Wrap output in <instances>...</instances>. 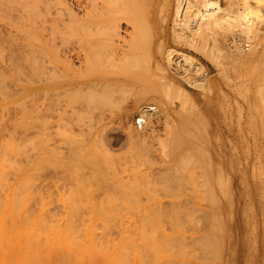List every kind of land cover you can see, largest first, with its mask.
<instances>
[{"label":"rangeland","instance_id":"obj_1","mask_svg":"<svg viewBox=\"0 0 264 264\" xmlns=\"http://www.w3.org/2000/svg\"><path fill=\"white\" fill-rule=\"evenodd\" d=\"M5 1L7 2V0ZM8 1L9 2H7V4L5 2V4L2 5L4 0L2 3H0V12L2 13V14L0 13V136L4 135L3 138L5 136H8V138L7 137L5 138L9 140L8 142H6V140L3 141L4 139L0 137L3 139V140L0 139L1 140L0 149L2 150V148L4 149V147H6L4 149L6 153L3 152L4 150L2 151L0 150V155H1L0 157H2L0 158V162L2 161L0 163V172L4 174V175L2 174V177H0L1 178L0 182H2V184L4 182L6 183V184L4 183L5 185L0 184L1 186L0 208L3 206L2 208L4 209L5 208L4 205L6 207L11 205L9 208L11 209L10 211L15 216L17 227L18 228L21 227L22 229L26 227L25 228L26 232L25 229H23V232L27 233V229L29 225L24 226V224L26 222L29 223L31 221V219L33 218V216L31 215H35L37 213L34 217L35 218L39 217L40 219V214L43 208L45 209V211H47V213L48 212L52 213L57 206L59 207L60 205V207H62L63 205V208L59 207L61 212L64 210L63 214H65L66 210L69 209L68 210L69 212L68 211L66 212L64 219L65 217L69 218L71 215L81 212L82 216H84L85 213L87 214V216L88 215L92 216V214L93 216L95 215L94 218L97 217L95 219L93 218L96 221L95 224H99L100 222L101 225L102 224L105 225V226L102 225L103 227L100 225L104 229H102L100 226H97L98 228L100 227L98 229L95 227L93 219H91L92 221L88 220L89 227L91 226V228L88 227L86 228L85 235L87 239L85 240V243L86 242L88 243L90 241L89 242L90 244L89 245L86 244L89 247V250H86L87 246H85L84 245L85 243L82 242L83 238H85V235L83 234L84 236L82 238V234L79 232L80 228L78 231L76 230L78 229L77 227L79 226V223L77 225V221H75V219L73 218L77 227L74 224V221H72L73 219L70 220L73 223V227L71 226L72 224L69 223L66 224L68 225L67 230H70L69 227H72V229L73 228L75 229L76 227L75 231L79 232L80 233L79 235L81 237V238L78 237L79 236L78 233H75L77 234L78 237V238L76 237L77 241L79 240V238L82 239L81 241H78V243L81 242L79 244L83 243V245L86 247L84 249L82 245L79 250H76L78 251L76 254L77 255L79 254V257L77 258H79L78 260L81 261L80 264L82 263L86 264L85 262L87 260L90 261L91 264L92 262L93 264H96L97 259L99 261V262L97 261L98 262L97 264H105V263L111 264L112 260L111 261L107 260L105 256L104 259H101L99 255L95 254L97 253L96 251L97 244L95 243L96 242L95 240H94L95 242H93L92 240L93 238L92 235L94 233L98 234V231L101 229H102L101 231L103 230L106 231L110 229V227L109 229H106L108 228L107 225L109 224V222L110 225L112 224V222L120 223L119 224L120 226L122 224L123 225L126 224V226H128L126 227L124 225L126 229L124 227H120V226L119 227L123 228L124 232L125 230H127V232L129 233V238H130V233L132 234V231L133 233H135L134 231H137L138 233V236L137 233H135L136 235L133 234V236L135 235V238L133 239L137 241L136 242L137 246L135 244L133 245L132 248L133 249L132 252H134L133 254L135 256L129 250L131 256L133 255L134 257L133 256L129 257L130 253H128L127 250L131 244V241H133L131 240L132 235L130 240L128 239V241L125 243L124 240L122 239L125 236H126L125 238H127L128 235L124 233L123 230L121 229L120 230L121 233L119 232L120 233V234L118 233L119 235L116 234L114 238L115 237L118 238L119 236L121 237L122 234L123 235L126 234V235L124 237L122 235L118 245L112 244V242L114 241L115 243H117L116 241H118L119 239L116 240V238L115 239L113 237L111 238V235L109 237H106L107 239H109L108 241L111 242L112 245H116V248L118 246V248L116 249L111 245V247L114 248L113 250H111L112 248L111 249L107 248L108 251L103 250V252L106 251L105 254L108 259H110V256L114 259L115 257L113 255H116V253L118 254L119 251L124 247L127 248L126 252L124 248L123 253L125 252L126 254L129 255V256L127 255L128 260L126 259V256L124 257V255H122L124 257V259L121 257V260L123 259V261L120 260L122 264H252L251 254H250V241H251L250 230H249L250 204L248 202L249 199L248 191L252 185V181L250 178L252 171L251 163L253 162L252 156L254 153L253 152L254 149L252 148L254 146L255 138L257 134L260 131H262V128L260 129V126L258 127L254 126L252 123L249 125L247 121L249 120L250 115L252 116L258 110L264 108V81H262L264 79V46L262 47L260 46L256 50L250 49L251 52L250 50L248 51L245 50L246 56H244V58L241 59L238 63L231 62L227 67L226 71H223L219 66H217V64L215 65L213 61L206 58V56L200 52H197L191 48L188 49V47L185 46H181V47L173 46L174 49L173 48L172 49L176 50L174 59L177 57L178 55L177 53L179 52L186 53L187 55L194 57L193 59L202 68L203 67L205 68V69L203 68L204 72L206 71L208 73L209 75L207 76L208 78L204 76L205 80L202 77V74L200 77L199 75L193 76L195 78L197 77L196 78L197 80L203 78L201 80L205 81L204 86L202 88H197L195 86L188 85L183 80L175 77L172 71L168 69L170 66L166 62L162 63L160 61L161 57L164 55L166 51L165 49L162 48L160 49V47H154L152 49V47L150 46L145 45L146 46L145 47L141 45L146 43L147 40L149 41L153 37H155V35L154 34L152 35V33L145 32L146 33L145 34L143 32V34H145L144 36H146L143 38L142 36L143 34L141 32L139 33L141 37L140 35L138 37L137 36L138 34L136 36L138 38H142L140 39L142 40V42L145 40L144 43H142L141 41H139L138 38L135 37L136 41L138 40V42L133 43L135 44V46L132 49L133 51L131 50L129 54V55H133V53L135 52H136L135 54H137L141 50V47L143 46L142 47L143 50H141V52L137 54L138 58L141 59V60L139 59L140 61L138 62V66L136 67L137 65L136 62L132 64L135 66V69L133 68L134 66L131 68L132 65L130 66L129 69L128 66L130 63H132V61L131 62L129 61V58L130 57L132 58V56H130L128 59H125L128 60V62L126 61L127 66H126V62L124 61L123 63L122 61V63L124 64V68L122 67L123 69L119 68L121 67L122 64L119 65L120 60L118 57L115 60L116 62L114 66L115 68L109 65L112 73L118 77H122V76L137 77V80L138 81L140 80V83L138 82L139 83L138 85L135 84V87H138V89L135 90L133 84L123 83L122 85L118 86L117 88L118 92L116 89L115 92L117 93H115L112 90L113 93L111 94L116 96H113V98H111L112 103L110 102V98L109 101H107L108 97H105L107 99L106 100L107 105L109 106V109L106 106L105 114L100 109L96 110L97 111L96 113L95 112L93 113L94 111L93 107H92L93 108L92 111L91 107L88 106L89 108L88 111V109L83 108L82 105L80 106L83 109H87V110L84 111L81 108L77 113L76 109L80 108L78 107L79 104L85 105L84 107H87L86 104L90 105V102L87 103V100L92 101L91 103L94 104H100V103H96V101L93 102L95 98L94 99L92 98V100H90L91 98L89 96H88L89 99H87L84 98L85 95L77 96L75 93L72 92L70 93L51 92L46 94L44 92L30 93L23 90V87L24 86L26 87L27 84L26 81L24 82L25 78L27 80V76H26L27 72L25 71L28 70V68H26L28 66L27 65L28 58L25 57V54L28 53L29 51L28 48L30 47V46L27 47L25 45H30V41L35 43L37 37L33 34V37H36L35 40H33L34 38L31 37L29 38V34L24 35L23 33H20L19 30L13 27L15 26V24H13L15 21L14 22L12 21L13 23L9 21V19L12 18L9 14L14 16L16 15V11H18L17 4L21 0L19 1L17 0L16 2L17 4L13 5V7L16 6L14 8L11 6L13 4L12 1L14 0L12 1L8 0ZM10 1L12 3H10ZM9 3L11 5H8ZM6 5L8 7L13 8L14 10L16 8L15 14H13L14 11L13 12L12 10L9 11L10 8L8 9ZM21 5H19V7ZM6 10L8 12H6ZM6 13L8 14L6 15ZM8 15L11 18L10 17L7 18ZM5 17L8 19L7 21L4 20L6 19ZM10 23H12L13 26ZM11 29H13V31H11ZM147 35H149L150 37H147ZM139 44L141 45L140 48H138L140 46ZM135 47H137L138 49L136 50ZM130 48L128 47L127 49ZM144 48H146L147 51ZM237 52L238 51H235V53ZM258 52L260 55L258 54ZM135 54L133 55L134 58L137 56V55L135 56ZM142 57H144V63L146 64V66L144 63L142 64L143 62ZM256 57L258 59H256ZM134 58H133V62H134ZM147 59L150 60L151 63ZM155 61L157 64L159 62L160 65L159 64L156 65ZM139 64H140V68L138 69ZM142 65L145 66L144 67L145 69L141 67ZM245 65H247L248 67ZM125 66L128 67V69ZM158 66H160V68ZM215 66H217V68ZM158 68L159 69L162 68L161 69L162 72H160L161 70H159ZM140 69H142L143 71ZM233 69L235 70V72ZM165 81L166 83L170 81L175 82L173 84L178 85V87L176 88L179 93L178 92L174 93L169 88L171 85L167 87L164 86ZM149 82L152 85H150ZM172 82H170V84H172ZM211 82L212 84H208L209 86L205 85ZM162 85L166 87V90L167 89L171 90L172 93L171 91L169 92L168 90H167L168 92L165 93V90H163ZM142 87H146L149 91L150 89H152V91L146 94L145 96L141 97L140 92L138 93V91L141 90ZM171 87L173 88V86ZM178 88L179 89L182 88V90L181 89L179 90ZM207 88L209 89L206 90ZM119 89L121 91L123 90L122 91L123 95L121 93V95L118 96V94H120ZM181 91H183L182 92L183 94L188 93L187 94L188 97H186L185 96L186 94H184L183 96L186 97L184 98L180 94ZM109 94L110 91L108 95ZM136 94L137 96H135ZM181 96L182 98H180ZM83 98L86 99L85 104ZM99 98L100 100L101 98L103 100V97H98L95 100L97 99L99 100ZM70 99H72L71 100L72 103H70L69 101ZM80 101L81 102L83 101V103H79ZM180 101L182 103H180ZM105 102H103L104 103L103 105H105ZM142 105L152 106L153 108L151 107L152 108L151 111L153 112H149L150 114L147 112L148 115L145 117V119L148 120L145 121V124L148 122L146 124L147 127L141 130L142 133L139 134L141 131L139 130V133H137L136 130L138 129L136 127L135 122L137 117L141 116L139 109H141ZM70 109L71 110L75 109V110L71 111ZM101 109L105 110L104 108ZM240 110H242V116H243V121L241 122L239 121L237 116ZM248 110L250 111V114H248L249 113ZM83 111L84 112L87 111L88 113L92 112L93 115L92 113H89L88 115V113H83ZM99 111L103 112L104 117L102 114H100L101 112ZM98 112H99V116H96ZM97 117H100L101 120H99L100 118ZM17 120H19V123H16L15 126V122H17ZM130 125H132L133 127ZM134 127H136V129H134ZM167 127H171V128H167ZM134 131H136V133ZM22 132L26 133V136H24L25 134H23ZM143 133L145 134L144 135L145 137L143 136L144 138L141 137ZM21 134L23 135L22 137L20 136ZM108 134H115L112 136H119V138L118 139L114 137L109 138ZM11 135L13 138H15L14 140H12ZM33 135L37 136L38 138L36 139V137H33ZM9 136L11 138H9ZM16 137H18L20 140L18 138L17 140ZM23 137H25L24 139L25 143L22 142ZM159 139H161V141ZM31 140L33 143L30 142V144L32 143L33 146L29 144V141ZM18 141L20 143L22 142L23 145L22 143L19 144ZM9 142L11 144H9ZM173 142L175 143L173 144ZM5 143L8 146H4ZM13 143L15 144V146ZM17 145H19L18 148L22 147V149L16 148ZM26 148H28V150ZM172 148L173 150H171ZM19 152H22L21 156ZM29 153L30 155L33 154L35 155L33 156L32 168L30 170L27 166V162L25 161L28 160L26 158L30 156L28 155ZM7 156H9L11 159ZM13 157L16 159H14ZM17 158L20 159V161ZM9 160L10 163L11 161L12 163H14L13 161L16 160L15 161L16 163L13 166L11 163V165L9 166L10 163L7 164ZM17 160L19 162H17ZM260 165L261 163L259 162L257 166ZM8 166L11 169L8 168ZM10 170L11 173H9V175H11V178H9L8 175V172H10ZM29 173H31L30 176L28 175ZM36 176L41 178L40 181L39 178L35 179ZM31 177L33 178L31 179ZM25 179L27 180V183ZM241 183H243L244 185L243 188H240ZM34 184H36V187H39L38 189L40 191L36 187H34L35 186ZM3 187L5 188V191ZM19 190L21 191L19 192ZM35 190H37L36 193L38 192L37 195L35 193ZM17 192H19L20 194ZM3 193L4 195H2ZM30 193H32L33 195ZM258 194L259 197L261 198L262 190L260 187L258 190ZM18 195L20 196V198H23L24 200L23 199L18 200L19 198ZM232 195L235 196V198L233 199L234 202L233 211H231V202L233 197ZM34 196L36 197V199ZM2 197L4 198V200L2 199ZM200 198L202 200H199ZM38 199L41 200V205H43L42 207L39 206L40 201ZM195 199H197V201ZM17 200L19 201V203L17 202ZM33 200L35 201L34 203L36 204V206L37 205L39 206L38 208L35 207V204L32 203ZM198 200L202 201V203L199 202ZM14 201L17 203H15ZM30 202L32 204H30ZM44 204H46L47 206ZM32 205L34 206L32 207ZM16 206L18 207L16 209H19L20 210L19 212L21 213L23 212L21 210L27 209L26 211L27 216L28 214H31L30 217H32V218H28V220L30 221L25 220L26 222L22 223L20 221L21 219L24 218H20V217H19L20 219L19 221L18 219L19 215L17 214L20 213L14 211L15 210L14 208ZM54 206H56L55 209H53ZM76 206H78V208L75 209ZM79 207H81L80 211H78ZM202 207L203 209H201ZM2 208L0 209L1 210L0 217L5 220L7 217L8 220L12 215L10 214V211L7 210L9 208L8 207L6 208L5 214L2 213L5 212V210L2 211ZM30 208L32 210L34 208V210L36 211L37 209H39V211L41 212L39 213V211L38 212L35 211L36 213L34 212L35 214H32L30 212L31 211ZM59 208H57L58 212L57 210H55L54 213L57 212L59 214L60 213ZM28 209L30 210L29 212ZM46 209L48 210L51 209V210L48 211ZM45 211L44 213H46ZM73 211L74 213L71 214ZM95 211H97L98 216L97 214H95L96 213ZM24 212L22 214H24ZM46 214L41 215L42 216L41 217L42 219H40L41 223L38 222L39 219L34 222V220H36L35 218L32 219V221L35 224L37 222L40 223L39 225H37L38 223L36 224L37 230L39 229L38 227L42 229L43 224H47V225L51 223L56 224V225L53 224V226L50 225V227H54L53 232H56L53 234V236L51 233H48L49 235L51 234L50 236H48V234L46 233L47 230L49 231V229H45L47 225L44 226L45 228H43L46 230V232L44 233L47 234L48 237L47 236L46 237L48 239L52 237L55 238L54 235L57 234L55 240L51 239L55 241L53 242L54 245L53 243L52 244L50 243L51 241L48 242V245H53V247H55L56 242H58L60 240L59 237H61V236L58 237V235L62 234L61 232L62 230L64 232L65 230L64 223L65 221L68 220L67 218L66 220H64L62 217L63 215L61 216L59 214V216L62 217L61 219L63 221H61L60 219V222H62L63 225L59 221L58 222L49 221L50 222L49 223L48 219H46L47 221L44 219L45 222H48L45 223L43 222V216ZM67 214L70 215L67 216ZM78 214L80 215V213ZM4 215H6V217ZM53 215H51V217H54V221H55L56 219L55 217L57 216H53ZM2 216L5 218H3ZM21 216L24 217L25 215H21ZM91 216H88L87 219H89V217ZM76 217L77 219L80 218V217L78 218V216ZM1 218H0V222L2 223L3 221H1ZM110 218L113 221L112 220L110 221ZM116 218H118V220ZM100 219H102L103 221H101ZM12 220L14 222V219ZM12 220H8L9 222L7 221V228L9 224H10L9 226H12V222H11ZM81 220H79L80 223H82ZM97 220H99V222H97ZM32 221L31 223H33ZM82 221L84 222L83 224H86L85 222H87L84 221V218ZM105 221L106 223H104ZM19 223L20 224L22 223L23 225L22 224L19 225ZM31 223L30 225H32ZM114 223L112 224V226L116 225V223L115 224ZM128 223H131L130 225L133 224V226L129 227L130 225H128ZM57 224H61V226H57ZM80 226L83 229V225ZM47 227H49V225ZM56 227H59L60 233L58 232V229H56L55 231ZM85 227L86 226H84V229ZM94 228H96L97 231L93 232ZM116 228H113V230ZM50 230L52 232V229ZM110 231H107L106 234L107 233L110 234ZM114 231H117V229ZM7 232H9V229H7ZM36 232H40V231H35L34 233ZM72 232L73 230L72 231L70 230V232L67 231L64 234L65 236L67 235L66 236L67 238L70 237V239L69 238L68 239L71 241V243L75 242V244H72L73 246L74 245L79 246V244H77L76 241H73L76 240V238L72 240L73 235L75 236L74 232L73 233ZM87 232L91 236H87L88 235ZM34 233L32 232V234H30L33 239H35L34 236H36V234ZM101 234L103 233L97 235L98 237L96 235L94 236L99 238ZM39 236L36 238L37 240L41 238L43 239V237L46 240L45 236L42 237ZM199 236L201 237L199 239H196V237ZM62 237H61V242H58L59 244L57 243L58 245H56V249L58 248L61 249L63 247L62 248L63 253L60 254V252L62 251L58 249L60 252L56 253L55 251L56 255L51 254L52 255L51 256L49 253L51 251H52L51 253L54 252L52 250L54 248L51 249L52 246L50 247L51 251L47 250L46 251L47 253H45V251H42L45 254L50 255L49 257H51V260L53 262L51 260L49 262L48 259L50 258L45 254H44L45 256H43L45 257V260H48L49 264L51 262L53 264H59V262L60 264L62 263L70 264L67 261L69 257L64 258L66 257V255L64 257L63 255L65 253L68 255L69 253V252L67 253V250L70 247L69 248L67 247V249L64 250V247H66L65 245L69 246L71 244L68 245V243H70L69 240L68 239L66 240V238L64 237L62 238ZM101 238L102 237H100V239L98 240L100 241ZM106 238L101 240L100 241L101 243L100 242L98 243L99 249L101 247H102L101 249H103L104 247V246H100V244L104 245L102 244V241L104 242V240H106L104 243L108 242ZM136 238H138V240ZM23 239L24 240L22 244L25 243V240L27 241L26 243H28L27 236L24 237ZM56 239L59 240L56 241ZM63 240H65L64 241L65 243L63 242ZM232 240L233 242L230 250L232 252L231 253L228 250V246ZM42 241L44 242V239ZM62 242L63 245H61ZM128 242H130L129 246L126 245L128 247L123 246L125 244H128ZM26 243L24 244V246H27ZM108 243H106V245ZM36 244L34 243V246ZM120 244L123 246V248ZM90 245L92 247H90ZM109 245L110 243L107 246ZM93 246H96V248H94ZM134 246L137 247L136 251H134L135 250ZM143 246L145 247L144 249ZM27 247L30 250V247L29 246ZM39 248H37L38 253L40 251ZM82 248L86 251V253L89 252L88 257L91 256L89 254H92V257L86 258L87 255L84 254L85 253L83 252L84 250L80 252ZM104 249L106 248L104 247ZM109 250L114 251L113 255L110 253L111 251ZM146 250L147 253L145 254ZM24 251L26 252V250ZM74 251H75L74 249L73 251L70 250L71 253ZM30 252L31 251H28L26 256H31V254H29ZM34 252L36 253V250ZM99 252H101V256H102L103 253L102 250L98 251V253ZM108 252L111 255L108 254ZM121 252L122 251H120V253ZM57 254H59L58 256L62 255L60 256V259L58 257L57 258L55 257L57 256ZM83 254L87 260L85 258H82ZM93 254L98 258L97 257L94 258ZM233 254H236L235 260L233 258ZM38 255H34V256L36 257ZM72 256H73L72 257L73 260L70 257L71 263L72 264L78 263L77 260H74L75 259L74 257L76 256H74L73 253ZM26 258L27 257H24V259L28 262V264H30L28 260L29 257L27 259ZM32 259L33 258H31V261ZM80 259H85V260H80ZM116 259L118 260L119 258L116 257ZM104 260H106V262ZM117 260L114 259V263L112 264H117L119 262ZM35 261L33 263H35ZM37 261L38 264L42 262L40 261L39 263V260ZM44 261L42 264H45ZM88 261L87 263H89Z\"/></svg>","mask_w":264,"mask_h":264},{"label":"bare ground","instance_id":"obj_2","mask_svg":"<svg viewBox=\"0 0 264 264\" xmlns=\"http://www.w3.org/2000/svg\"><path fill=\"white\" fill-rule=\"evenodd\" d=\"M11 1H10V3L13 2V4L11 5L9 3L8 5H11L13 7V5L17 4L16 3L17 0L16 1L14 0L12 2ZM21 1H22V3H21ZM21 1H19L20 4L19 3L17 4V6H18L17 10L18 11H16V8H15V10L13 9L16 6L11 8V7H8L6 5V7H8V9L10 8L9 11H11V10H12V12L14 11L13 14H15V11H16V15L15 16L9 14L12 18L9 15H8V17L7 16L6 17L7 18H9V17L11 18V19H9V21H11V22L15 21L16 22V23L12 22L13 24H15V26H13L12 23H10V24L14 28L19 30L20 33H23L24 35L25 34H29V38L30 37L34 38L33 40H35V38L37 37V39L35 40L36 41L35 43L30 41V45H25L27 47L30 46L29 47L30 49L28 48L29 51L26 50V51H28V53H26L27 55L25 54V57L28 58V64H27L28 66L26 65L27 66L26 68H28V70L25 69L26 70L25 72H27L26 73L27 74L26 75L27 76V80L25 78L24 82L26 81L27 84H26V87L25 86L23 87V90L26 91V92H30V93L44 92V93L48 94V93H51V92H61V93H63V92L64 93L65 92L66 93L67 92L68 93L72 92V93H75L77 96L78 95L79 96L80 95H85L84 98H87V99H89V97H90L91 98L90 100H92V98L96 99L98 97H103L104 101L101 98V100L103 102H105L107 100L105 97H108L107 101H109V98H110V102H111V98H113V96H116V95H113L111 93H113V91L115 92L116 89L118 88V86L122 85L123 83L133 84L135 90H137L138 87H135V84L138 85L140 83V80L138 81L137 77H135V76L118 77V76H116V75H114L112 73L111 68L109 67V65H111V67H114L115 64H116L115 60L118 57L119 60H120V64L119 65L122 64L121 67H119V68L120 69L122 67L124 68V64H123L124 61L128 62V60H125V59H128L130 56H132V58L131 57L129 58V61L130 62L132 61V63H130L128 67L130 69V66L133 63H136V62H137V65H136V67H137L138 66V62L141 60L140 58H138L137 54H139V52H141V50H143L142 47L145 46V45L152 47V49L154 47H160V49L161 48L165 49L166 51H165L164 55L161 57L160 61L162 63L166 62L170 66V67L168 66L169 67L168 69H170L172 71L174 76L179 78V79H181V80H183L188 85H192V86H195L197 88H202L204 86V82H205L204 81L205 80L204 76H206V77L209 76L206 71L204 72L205 68L203 67L204 68L203 69L193 59L194 57H192L190 55H187L186 53L179 52V53H177L178 54L177 57L174 59L176 50H173L174 49L173 46H180V47L181 46H185V47H188V49L191 48V49H193V50H195L197 52H200V53L204 54L206 56V58H208L209 60L213 61L215 63V65L217 64V66H219L223 71H226L227 67L229 66V64L231 62L238 63L241 59H243L244 56H246L245 55V52H246L245 50H247V51L250 50V49L251 50H253V49L256 50L258 47L264 46V0H21ZM2 2H3V0H0V3H2ZM5 2L6 1L4 0L2 5L5 4ZM7 2H9V1L7 0ZM7 2H6V4H7ZM19 5H21V6L19 7ZM6 12H8V11L6 10ZM7 14L8 13H6V15ZM7 18L4 19V20L7 21L8 20ZM9 21H8V23H9ZM11 31H13V29H11ZM141 32H142V34H143V32L144 33L145 32L152 33V35L154 34L155 37H153V38L151 37L152 38L151 40H149V41L147 40L146 43H144L145 40L142 42V40H140L142 38H138L139 35H140L139 33H141ZM149 33H147V34H149ZM33 34L36 37H33ZM145 34L142 35L143 38L146 37V36H144ZM150 36H151V34H150ZM150 36L147 35V37H150ZM135 37L138 38L139 41L144 43V44H141V42H140V44L143 45L142 47H141L140 44H139L140 46L138 45L139 47L137 46L138 48L141 47V50L139 49L140 51L138 50L139 52L137 54H135L136 52L135 53L132 52L133 55L134 54H135V56L137 55L136 56L137 58L136 57L134 58L133 55H129L130 51L135 46V44H133V43L134 42L135 43L138 42V40L136 41ZM140 37H141V35H140ZM134 38H135V41H134ZM131 42H132V44H131ZM130 45H132L133 47L130 46ZM128 47L129 48L131 47V48L127 49ZM137 47H135L136 50L138 49ZM144 49H146V48H144ZM251 50H250V52H251ZM146 51H147V49H146ZM148 51H150V50H148ZM177 51H179V50H177ZM235 51H238V52L235 53ZM159 52H160V50H159ZM258 54H259V52H258ZM252 55H254V54H252ZM252 55H251V57H252ZM133 58H134V62H133ZM135 59H137L138 61L135 60ZM149 59H152V58H149ZM256 59H258V58L256 57ZM142 60H143V62H142V64H143L144 63V57H142ZM122 61H123V63H122ZM148 61L150 62V60H148ZM127 62H126V66H127ZM249 62H250V60H249ZM155 63H156V61H155ZM246 63H244V64H246ZM158 64H159V62H158ZM158 64L156 63V65H158ZM242 64H243V62H242ZM133 66L134 65H132L131 68ZM145 66H146V64H145ZM145 66L142 65L141 67L143 69H145L144 68ZM217 66H215V67L217 68ZM245 66H247V65H245ZM128 67H126V68L128 69ZM158 67L160 68V66H158ZM249 67H251V66H249ZM133 68L135 69V66ZM139 68H140V64H139L138 69ZM161 69H159V70H161ZM140 70H142V69H140ZM159 70H157V71H159ZM243 70H244V68H243ZM160 72H162V70ZM234 72H235V70H234ZM201 74H202V77L204 78V80H201L203 78H201L200 80L199 79L197 80L196 79L197 77L196 78L193 77L194 75H199V77H200ZM211 75H212V73H211ZM161 76H163V75H161ZM149 77H150V75H149ZM154 77H156V76H154ZM228 77H230V76H228ZM163 79H165V78H163ZM262 81H264V79ZM170 82H172V81H170ZM170 82L166 83V81H165V85L164 86L167 87V86L171 85V86H173V88L171 86L169 88L174 93L178 92V90L176 88V87H178V85L176 84L177 85L176 86L175 84H173L175 82H172V84H173L172 85V84H170ZM149 84L152 85L150 82H149ZM208 84H212V82L211 83H207L205 85L207 86ZM188 85H185V86H188ZM164 86H163V90H165V93L168 92V91L169 92L171 91L169 89H167L168 90L167 91L166 87H164ZM179 87H181V86H179ZM209 88H207L206 90H208ZM180 89L182 90V88H180ZM109 91H110V94L108 95ZM119 91H120L119 92L120 94H118V96L121 95L123 90L121 91L119 89ZM151 91H152V89H150V91H149L146 87H142V89L139 90L138 93L140 92V96L143 97V96H145L146 94H148ZM172 91H171V93H172ZM117 92H118V89H117ZM117 92H115V93H117ZM182 92L183 91H181V93H180L182 96L184 94H186L185 96L188 97V95H187L188 93H184L183 94ZM232 92H234V91H232ZM122 95H123V93H122ZM168 95H170V94H168ZM135 96H137V94ZM182 96L180 98H182ZM185 96H183V97L186 98ZM81 97H83V96H81ZM95 99L93 100V102L96 101V103H100V104H94V103H91L92 101H88L87 100V103L90 102L91 106L86 104L87 107H84L85 105L79 104L78 107H80V108L77 107L78 109H76V112L78 113L79 109L82 108L80 105H82L83 108H87L88 111H89L88 106L91 107L92 111H93V108H94L93 113L94 112L96 113L97 112L96 110L100 109L105 114L106 106L109 109V106L107 105V101L105 102V105H103L104 103L100 100V98H99V100L98 99L95 100ZM71 100L72 99L69 100L70 103H72ZM85 100L86 99L83 100L84 104L86 103ZM83 101L82 102L80 101L79 103H83ZM181 101H180V103H182ZM183 102H184V100H183ZM62 105H64V104H62ZM175 105H174V107H175ZM151 107L152 106L142 105L141 109H139L140 113H141L140 114L141 116L137 117V119L141 118V120L139 121L140 127H138V125H137V119H136V122H135L136 127L138 129V130H136L137 133H139V130L141 131L145 127H147L146 124L148 122L145 124V121H148V120H146L145 117L148 115L149 112H153V111H151L153 107L152 108ZM101 108H104L105 110H103ZM180 108H181V106H180ZM71 109H73V108H71ZM87 109H83V110L85 111ZM255 109H257V108H255ZM74 110H71V111H74ZM84 111H83V113H88L87 111L86 112H84ZM101 111H99V112H101ZM80 112H82V111H80ZM99 112L97 113L98 115L96 114V116H99ZM103 112H101L100 114L103 115ZM248 112H249L248 114H250L249 110H248ZM89 113H92V112H89ZM89 113H88V115H89ZM93 113H92V115H93ZM96 116H95V118H96ZM237 116H238V119H239L240 122L243 121L242 110L239 111V114H237ZM103 117H104V115H103ZM97 118H100V117H97ZM92 120H91V122H92ZM99 120H101V118ZM165 120H167V119H165ZM247 122L249 123V125L252 123L254 126H257V127L260 126V129L262 128V131H260L257 134V136L255 138V141H254V146L252 148V149H254L253 152L255 154L253 153V156H252L253 157L252 158L253 162L251 163L252 164V168H251L252 171H251V175H250V178H251V181H252V185H251V188L248 191L249 192L248 193V196H249L248 202L250 204V217H249L250 228H249V230H250V236H251V241H250L251 262H252V264H264V108L258 110L252 116L250 115L249 116V120ZM16 123H19V120H17V122H15V126H16ZM93 125H95V124H93ZM164 125H166V124H164ZM130 126H132V125H130ZM136 127H134V129H136ZM167 128H171V127H167ZM136 131H134V132L136 133ZM141 133H142V131L139 134H141ZM23 134H25L24 136H26V133H23ZM115 134H108L109 138L114 137V138L118 139L119 136H112V135H115ZM136 135H138V134H136ZM144 135L145 134L143 133L141 137H143ZM3 136H0V137L3 138ZM20 136L22 137L23 135L21 134ZM5 137L8 138V136H5ZM5 137L3 138L4 140L2 138H0V139L3 140V141L6 140V142H8L9 140H7ZM11 137H12V135H11ZM11 137L9 136V138H11ZM33 137H36V139L38 138L35 135H33ZM17 138L18 137H16V139ZM31 138H32V136H31ZM136 138H138V137H136ZM14 139L15 138L12 137V140H14ZM24 139H25V137H23V141L22 142L25 143ZM159 140L161 141V139H159ZM253 140H254V138H253ZM30 142H32V140L29 141V144H30ZM21 143L19 142V144H21ZM32 143L30 145L33 146ZM174 143L175 142H173V144ZM9 144H11V143L9 142ZM22 145H23V143H22ZM25 145H27V144H25ZM4 146H8V145L5 143ZM4 146H2V147H4ZM14 146H15V144H14ZM18 146L19 145H17L16 148H18ZM5 148L6 147H4V149ZM20 148L22 149V147H19L18 149H20ZM36 148H37V146H36ZM4 149L2 148V150H4ZM26 149L28 150V148H26ZM171 150H173V148ZM20 151H23V150H20ZM3 152L6 153L5 150ZM34 152H35V150H34ZM19 153H20V156H21L22 152H19ZM24 153H23V155H24ZM30 153L28 155H30ZM33 156H35V155L34 154L30 155L29 157L26 158L28 160H25L27 162V166H28L29 170L32 168ZM7 157H9V156H7ZM10 157H11V155H10ZM0 158H2V157H0ZM14 159H16V158H14ZM14 159H12V160H14ZM23 159H25V158H23ZM18 160L20 161V159H18ZM18 160H17V162H19ZM15 161H13L14 163H12V161H11L12 166L16 163ZM259 162L261 163V165L257 166ZM8 163H10V160H9V162H7V164ZM11 163L9 164V166L11 165ZM9 166H8V168H10ZM9 173H11V170H10V172H8V175H9ZM2 174L3 173L0 174L1 175L0 177H2ZM14 174H16V173H14ZM30 174L31 173H29L28 175L30 176ZM39 175H40V173H39ZM29 176H28V178H29ZM32 176H35V175H32ZM6 177H7V175H6ZM14 177H16V176H14ZM9 178H11V175H9ZM32 178L33 177H31V179ZM36 178H39V177L36 176L35 179ZM6 179H8V178H6ZM12 179H13V176H12ZM40 179L41 178H39V181H40ZM11 180H9V181H11ZM4 183L2 184V182H0L1 185H5L6 184V183L5 184ZM26 183H27V180H26ZM232 184H234V183H232ZM34 185H35L34 187H36V184H34ZM22 186H24V185H22ZM20 187H21V185H20ZM243 187H244V185H243V183H241V187L240 188H243ZM259 187L262 190V197L261 198L259 197V194H258ZM0 188H1V186H0ZM5 188H6V186H5ZM5 188H4V191H5ZM36 188L38 189L39 187H36ZM7 189H8V187H7ZM7 189H6V191H7ZM1 190H3V189H1ZM32 190H33V187H32ZM20 191L21 190H19V192ZM36 191L37 190H35V193H36ZM19 192H17V193H19ZM22 192H23V190H22ZM37 193H36V195H37ZM30 194H32V193H30ZM2 195H4V193ZM11 195H12V193H11ZM15 195H16V192H15ZM21 195H23V194H21ZM38 196H39V194H38ZM232 196L233 197H232V202H231V211L234 210L233 199L235 198L234 195H232ZM3 197H2V199L4 200ZM0 198H1V196H0ZM14 199H16V198H14ZM19 199L21 200L23 198H20V196H19L18 200ZM29 199H31V198H29ZM35 199H36V197H35ZM18 200H17V202L19 203ZM195 200L197 201V199H195ZM199 200H202V199L200 198ZM240 200H242V199H240ZM39 201H40V205L39 206L42 207L43 205H41V200H39ZM39 201H37V202H39ZM17 202H15V203H17ZM34 202L35 201L33 200L32 203L35 204ZM199 202L202 203V201H199ZM32 203L30 202V204H32ZM10 204H13V203H10ZM0 205H1V201H0ZM44 205H46V204H44ZM196 205H198V204H196ZM10 206H7V207L9 208ZM21 206H22V204H21ZM33 206L34 205H32V207ZM39 206L38 205L36 206V204H35V207L38 208ZM4 207H5L4 209L2 208V211L5 210V212H2L3 214L6 213V208H7L5 205H4ZM55 207L56 206H54L53 209H55ZM59 207H60V205H59ZM59 207L57 206L56 209H55V210H57V212H58L57 208H59ZM16 208H18V207L16 206L14 208L15 210L14 209L13 210L15 212H17V213H20V214L16 213L17 215H19L18 219H19V217L20 218H24V219H21V221L19 219L20 222L24 223L26 221H30V220H28V218H32V217H30L31 214H28L29 217L27 216V213H26L27 209L26 210H21L23 212L25 211L24 214H22L23 212L22 213L19 212L20 210L16 209ZM60 208H63V205ZM60 208H59V210H60ZM76 208H78V206H76L75 209ZM80 208L81 207H79V210L78 209L77 210L80 211L81 210ZM201 209H203V207ZM7 210L10 211L11 209L9 208ZM30 210L28 209V212L30 211L32 214H35L36 212L39 211V209H37V211H36V210H34V208H33V210L30 208ZM40 210H41V208H40ZM43 210L45 211L44 208H43ZM43 210H42L43 213L41 211H39V213L41 212L40 219H42L41 218L42 214H46L47 213V211H45L46 213H44ZM46 210H48V209H46ZM50 210L51 209H49L48 211H50ZM68 210L69 209H67L66 212ZM83 210H86V209H83ZM96 210H98V209H96ZM54 211L53 212L51 211V212L53 214H55V215H53L50 212L47 213L48 215L50 214L49 216L47 214L44 215L43 216V222H45L46 219H48V222L49 221H51V222H56V221L58 222L59 221L60 222V219L62 217L64 219V216L66 215V212H65V214H63L64 210L62 212L60 210V213H59L61 216L63 215L62 217L59 216V214L57 212L54 213ZM95 212H96L95 214H97V211H95ZM73 213H74V211L71 214H73ZM78 213H80V215ZM78 213H76L77 215L76 214L71 215V216H74V217L70 216L71 218L70 217L69 218L65 217L64 220H66V218L68 220V221H65V223H64L65 230H64V232L62 230L61 231L62 234L58 235V237L59 236L62 237L63 234L66 233L67 231L70 232V230L71 231L73 230L74 234L78 233V235H79L81 233L82 234V238H83V236L85 235V232H86V228L87 227L91 228V226L89 227V221L88 220L92 221L91 219H93L95 215L94 216H93V214H92V216L88 215V216H91V217H89V219H87L88 216H87L86 213H85V215L83 214L84 216L81 215V212H78ZM10 214H12L11 217L13 216L12 219H14V222L11 219V217L9 216L10 218L8 220H12L11 221L12 222V226H9L10 225L9 224L8 228H7V221L8 220H7V217H6L7 214L4 215L6 217V220L2 219L0 217L1 221H3L2 223L0 222V264H28V262L24 259V257H27V258L29 257L28 260H29L30 264H38L37 260H39V263H40V261H42L40 263V264H42L43 261L45 260V257H43V256L46 255V256L49 257L51 254L52 255L55 254V251H56V253L57 252L59 253L60 251H62L63 247L61 249L58 248L60 251L58 249H56V245L59 244L58 242H61V237H59L60 238V240L58 239L59 241L56 239V241H58V242H56L55 247H53V245H54L53 242H55L53 240H55L57 234L54 235L55 238L52 237L53 234L56 233V232H53L54 231L53 230L54 227H50V225L53 226V224H55V223L48 224L49 227H47L48 226L47 224H43L42 223L43 224L42 229L40 227H38L39 229L37 230V225H39L41 223V220L39 219V217L38 218L34 217L37 214L36 213L35 215H31V216H33L32 219H34V218L36 219V220H34V222L39 219L38 222H40V223L37 222L38 224L36 223L37 224L36 225L32 221V219H31V221L33 223H31V221L29 223L26 222L27 224L25 223L24 226L25 225H29V226H28V229H27V233H24L23 229H25L26 227H24L22 229L19 226L22 223L21 224L19 223L18 226L20 228H18L16 220H15V216L13 215V213L11 211H10ZM89 214H90V212H89ZM21 215H25V216L23 217ZM51 215L57 216L55 218L58 219V220L55 219V221H54V217H51ZM68 215H70V214H67V216ZM76 216H78V218L79 217L80 218L77 219ZM85 216H86V218H85ZM97 216H98V214H97ZM5 217H3V218H5ZM49 218H50V220H49ZM73 218L75 219V221H77V225H78V223H79V226L83 225V229L81 228V226L77 227V225H76V223H75ZM83 218H84V221H87L88 223L85 222L86 224H83L84 223L82 221ZM95 218H97V217H95ZM71 219H73L72 221H74V224L78 228V229H76V227L74 226L77 231L79 230V228H80V230L82 229L81 231L79 230L80 233L76 232L74 228L72 229L73 223L70 221ZM94 219H93V221H94V224H95L96 221ZM116 219L118 220V218H116ZM79 220H81L82 223H80ZM100 220L103 221L102 219H100ZM111 220L112 219L110 218V221ZM61 221H63V220L61 219ZM48 222H45V223H48ZM97 222H99V220H97ZM118 222H120V221H118ZM30 223L32 225H30ZM60 223L62 224V222H60ZM68 223L72 224L71 225L72 227H69L70 230H67L68 229V225H66V224H68ZM104 223H106V221ZM113 223L114 222H112V224ZM61 224H57V226H61ZM91 224H92V222H91ZM112 224L110 225V222H109V224L107 225L108 228L105 227L106 229H109V227H110V229L112 228L111 231H110V229L109 230L105 229L106 231H104V230L101 231L102 229H104L102 227L105 226V225L102 224L103 225L102 226L100 222H99V224H95L96 228H98L97 226L101 225L102 227L101 226L100 227L102 229L99 230L101 232L98 231V234L94 233L92 235L93 242L96 241L95 243L97 244V245L94 244V245L97 246V248H96V246H93L94 248H96V251H97V253H95V250H94V253L99 255L101 259H104V256H105L107 260H110V261L112 260L111 264L114 263V259L117 260L116 259V257H117V258H119L117 260V261H119L117 264H119V263L122 264V262H120L121 257L124 259V257L126 256V259H127V255L128 254L125 253L127 250H128V253H130V251H131L132 254L134 253V252H132L133 251L132 248H133V245H135L137 241H135L133 238H135V235H136L135 233H137V231H134L135 233H133V231H132V234L130 233V238H131V235H132L131 240L134 241V242L131 241L132 245L130 244V246H131L130 247L129 246L130 242H128V244H125L128 241V239L130 240L129 233L127 232V230H125V232H124V229L120 228V227H124L125 228L126 224H124L125 226L123 224L120 226L119 225L120 223H116V225H113V226H112ZM117 224H118V226H117ZM130 224L131 223H128V225H130ZM44 226H46V228ZM84 226H86L85 229H84ZM131 226H133V224L130 225L129 227H131ZM116 227H118V228H116ZM126 227H128V226H126ZM43 228L49 229V231L47 230V232H46V230L43 229ZM96 228H94L95 230L93 229V232L97 231ZM113 228H116L117 231H114L116 229L113 230ZM7 229H9V232H7ZM50 229H52V232H51ZM56 229H58V232H59V227H56L55 231H56ZM121 229L123 230L124 233H126L128 235V237L125 238L126 234H124V235L122 234L123 237L125 236L124 237L125 239L124 238L122 239L125 242L124 243L125 245H123V246L128 245L130 249L129 248L127 249V248L124 247L125 248V252L123 253L124 248L121 245L123 243H121L120 245L122 246L123 249H121V250L119 249V250L122 251V252L120 253V251L118 250L119 253L118 254L116 253V255H113L114 251H111V250L116 248V245H112V244H117L118 245L122 235H121V237L117 236L118 238L115 237L116 240H118V239L119 240L118 241L115 240L117 243H115L113 241L114 243L112 242V244H111V242L108 241L109 239H107L106 237H109L111 235V238L112 237L114 238V236H116V234L119 235L121 233V231H120ZM127 229H129V228H127ZM34 230L35 231H40V232L34 233L35 232ZM134 230H135V228H134ZM107 231H110V234L109 233L106 234ZM25 232H26V229H25ZM32 232L34 234H36V236H34L35 239H33L32 236L30 235V234H32ZM44 232H46L47 234L51 233L52 234V236H51L52 238L48 239L47 237L50 236L51 234L50 235L48 234V236H47V234H45ZM111 232H112L113 235L111 234ZM129 232H130V230H129ZM41 233H43L45 235H43ZM89 233H90V231H89ZM89 233H88L87 236H91V235H89ZM100 233H103V234H101L99 236V238H97L98 237L97 235H99ZM37 234H39L41 237L42 236H45V237L47 236L46 240H45L44 237H43L44 242L42 241L43 240L42 238H41L42 240L41 239L37 240L36 238L39 236ZM133 234H135V235L133 236ZM70 235H71V233H70ZM94 235H96L97 237H95ZM26 236L28 238V243L29 242L30 243L29 244L26 243L27 242L26 240H25V243L29 247L32 246V244L34 246V243L36 244L37 241H38V243L36 244L37 246L36 245L34 247L32 246L34 249L32 247H30V250H29L27 246H24L25 243L22 244V242L24 240L23 238L26 237ZM64 236H65V234H64ZM66 236L64 237V238H66V240L68 238L70 239V237L67 238ZM137 236H138V233H137ZM76 237H77V234H75V236L73 235L72 240L75 239ZM78 237H80V235ZM100 237L106 238L107 241L110 243V245L107 246L109 243L106 242V243H108L106 245V243H104L106 240H104V242L102 241V244H104V245L100 244V246H104L106 249H104V247H103V249H101L102 247L100 249L98 248V246H99L98 243L101 240L104 239V238L103 239L101 238V240L99 241L98 239H100ZM200 237L201 236L196 237V239H199ZM77 238H76V240H73V241H76L77 244L81 243V242L78 243V241L82 240V239H80L81 237L79 238L78 241H77ZM51 239H53V240H51ZM86 239L87 238H86V235H85V238H83L82 242L85 243ZM136 239L138 240V238H136ZM92 240H91V242H92ZM97 240H98V242H97ZM64 241L65 240H63V242ZM48 242H50L51 244L53 243V245H48ZM63 242L61 243V245H63ZM69 242L70 243H68V245L69 244H71V245L75 244V242L71 243L70 240H69ZM89 242L88 243L86 242L84 244L85 246H87V248L82 243V244H79V246H76V245L67 246V245H65L66 247H64V250H66L67 247L68 248L70 247L71 249L70 248L69 249L71 251H73V249H74L75 251L72 252L74 254V256H76V257H74L75 258L74 260L78 261V263H76L77 261L75 263L76 264H80L81 261H79L78 260L79 258H77V257H79V254L78 255L76 254L78 252L76 250H79L82 245H83L82 247L84 249L86 248V250H89V247H88V245L90 244ZM232 242H233V240L230 242V244L228 246L229 252H231L230 250H231ZM42 244H44V245H42ZM86 244H88V245H86ZM111 245L114 248L111 247ZM47 246H49V247H47ZM121 246H120V248H121ZM128 246H126V247H128ZM136 246H137V244H136ZM136 246H134L135 247L134 251H136V249H137ZM26 247H27V249H26ZM35 247H36V249H35ZM50 247H51V249L54 248L56 250L52 249L54 252L51 253L52 251H51ZM75 247H77V248L79 247V248L77 249ZM90 247H92V246L90 245ZM31 248H32V250H31ZM37 248L40 249L39 253L37 251ZM83 248H82V250H80V252L84 250ZM107 248L108 249L112 248L109 251H111L110 253L115 257L114 259L110 256L111 254L109 252H108V254H110V255H108V256H110V259L107 258L106 254H105L106 251H108ZM117 248H118V246H117ZM144 248L145 247L143 246V249ZM69 249L67 250V253L69 252L68 253L69 256L64 251L65 254L63 255V257L65 255H66V257H64V258L69 257L67 261L70 264H72L70 257L72 258L73 256H72V253L70 252ZM24 250H26V252ZM35 250H36V253L34 252ZM47 250L51 251L49 253L50 255L45 254V253H47L46 252ZM101 250H102V252H103V250H106V251H104L102 253L103 258L101 256V252H99L100 254L98 253V251H101ZM147 250H146L145 254L147 253ZM28 251H31L29 253V254H31V256H26ZM32 251H33V253H32ZM42 251H45V253L42 252ZM83 252H85L84 254L87 255L86 258H91L92 257V254H89L91 256L88 257V253L89 252L86 253L85 250ZM61 253H63V251L60 252V254ZM131 253H130V256L128 255L129 257H132L134 255L133 254L131 256ZM84 254H83L82 258H85ZM32 255H33V257H32ZM34 255H38L39 257L38 256L35 257ZM58 255L59 254H57V256H55V257L56 258L58 257L60 259V256H62V255H60V256H58ZM122 255H124V257ZM80 256H81V254H80ZM30 257L33 258L34 260L32 259V261H31ZM40 257H42V258H40ZM93 257L95 258L97 256H95L93 254ZM235 257H236V254H233L234 260H235ZM49 258L50 259H48V260L50 262L51 257H49ZM94 258H92V259H94ZM85 259H80V260H85ZM123 259L121 261H123ZM48 260H45L44 263L45 264H49ZM72 260H73V258H72ZM34 261H35V263H33ZM87 261L86 262L84 261V262L86 264H91L90 261H88L89 263H87ZM97 261H98V259L96 260V264L99 262V261L98 262ZM104 261L106 262V260H104ZM104 261H103V263H104ZM52 262L50 264H53ZM108 263H109V261H108ZM59 264H60V262H59ZM92 264H93V262H92Z\"/></svg>","mask_w":264,"mask_h":264},{"label":"built area","instance_id":"obj_3","mask_svg":"<svg viewBox=\"0 0 264 264\" xmlns=\"http://www.w3.org/2000/svg\"><path fill=\"white\" fill-rule=\"evenodd\" d=\"M141 120V118L137 119V125L138 127H140L139 121Z\"/></svg>","mask_w":264,"mask_h":264}]
</instances>
